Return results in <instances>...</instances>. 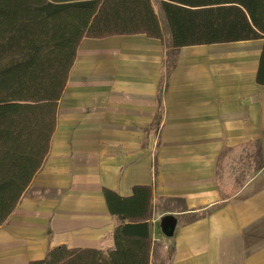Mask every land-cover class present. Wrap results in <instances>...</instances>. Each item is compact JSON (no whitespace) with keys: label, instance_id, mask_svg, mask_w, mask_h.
Returning a JSON list of instances; mask_svg holds the SVG:
<instances>
[{"label":"crops","instance_id":"obj_1","mask_svg":"<svg viewBox=\"0 0 264 264\" xmlns=\"http://www.w3.org/2000/svg\"><path fill=\"white\" fill-rule=\"evenodd\" d=\"M262 43L83 38L48 153L0 226V264L112 247L103 190L135 186L150 188L151 239L171 249L169 264H264Z\"/></svg>","mask_w":264,"mask_h":264},{"label":"trees","instance_id":"obj_2","mask_svg":"<svg viewBox=\"0 0 264 264\" xmlns=\"http://www.w3.org/2000/svg\"><path fill=\"white\" fill-rule=\"evenodd\" d=\"M159 7L173 49L263 40L256 81L264 85V0H159ZM132 34L162 40L153 0H0V226L48 153L81 40ZM244 183L232 193L220 190L222 199ZM103 196L113 217L105 237L112 247L61 245L29 264H151L150 188L135 186L128 197L104 189ZM171 259L165 256L168 264Z\"/></svg>","mask_w":264,"mask_h":264},{"label":"rangeland","instance_id":"obj_3","mask_svg":"<svg viewBox=\"0 0 264 264\" xmlns=\"http://www.w3.org/2000/svg\"><path fill=\"white\" fill-rule=\"evenodd\" d=\"M153 3L155 5L156 14L158 16V19L160 21V25L163 31V35H165L167 43H169L168 39V29L167 24L164 20V17L162 15V12L159 7V0H153ZM167 254L171 255V249H164L161 244H155L154 245V251H153V260L151 264H168L167 260H165V256L167 259Z\"/></svg>","mask_w":264,"mask_h":264},{"label":"water","instance_id":"obj_4","mask_svg":"<svg viewBox=\"0 0 264 264\" xmlns=\"http://www.w3.org/2000/svg\"><path fill=\"white\" fill-rule=\"evenodd\" d=\"M164 234L166 237H170L172 235V228H166Z\"/></svg>","mask_w":264,"mask_h":264}]
</instances>
